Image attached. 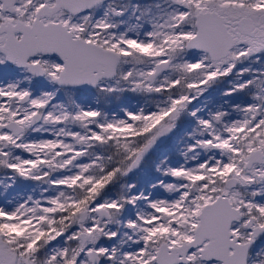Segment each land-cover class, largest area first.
Masks as SVG:
<instances>
[{
  "label": "snow or ice",
  "instance_id": "obj_1",
  "mask_svg": "<svg viewBox=\"0 0 264 264\" xmlns=\"http://www.w3.org/2000/svg\"><path fill=\"white\" fill-rule=\"evenodd\" d=\"M0 264H264V0H0Z\"/></svg>",
  "mask_w": 264,
  "mask_h": 264
}]
</instances>
